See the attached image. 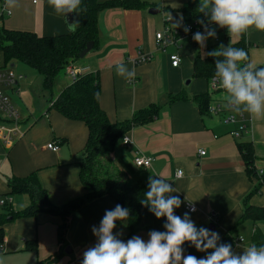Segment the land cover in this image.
Wrapping results in <instances>:
<instances>
[{
  "label": "crops",
  "instance_id": "obj_1",
  "mask_svg": "<svg viewBox=\"0 0 264 264\" xmlns=\"http://www.w3.org/2000/svg\"><path fill=\"white\" fill-rule=\"evenodd\" d=\"M145 8L138 10L115 9L99 13L97 18L98 43L81 62L73 67L85 74H97L100 85L99 105L110 122H124L133 112L150 104L160 106L158 116L148 125L133 127L124 137L130 145L119 143L114 151L98 159L99 164H110L127 179V184H143L148 187V177L159 175L169 181L183 202L191 203L196 211L189 214L196 227L208 228L216 224L214 231L221 237L232 228L242 214V200L253 185L245 176L242 162L237 152L238 142H251L254 153V166L259 168L264 162V119H254L243 114L245 122L237 118L235 124H225L227 114L238 117L240 114L224 112L220 115L201 116L194 97L209 93L211 103L223 108V89L212 91L210 79L194 78L192 62L196 55L211 57L212 46L218 41L224 46L230 44V36L215 26L216 37L209 38L205 46L188 40L179 42L180 63L170 66L167 53L156 49L155 33L162 30L163 19L171 13L174 19L191 0H139ZM20 7L9 15L5 1H0V28L27 31L37 36H54L69 32L63 17L54 14L47 0L35 4L29 0H19ZM4 8V9H3ZM150 9L158 10V17L148 14ZM74 19H79L73 13ZM185 18V15H183ZM240 38V37H239ZM239 38L233 37L232 44ZM249 61L257 67H264V31L250 30L244 35ZM173 49V48H172ZM138 50L149 55V61L134 65ZM174 52V50H169ZM124 63L129 69L135 68L133 83L128 84L116 74V65ZM17 63L5 65L0 60V71L14 75L9 69ZM10 65L13 67L10 68ZM28 77L18 82L16 90H6L11 106L20 116L17 133L11 137L9 148L0 141V198L6 197L9 190L7 181L11 178H24L34 174L39 185L47 192L50 203L55 207L77 200L84 194L79 180V154L87 139V129L81 122L62 117L45 101L34 93L32 80L36 76L25 68H16ZM63 73V72H62ZM56 82L55 97L70 84V79ZM62 78V77H61ZM59 81V80H58ZM181 93L185 100L168 104V97ZM49 102V100H48ZM0 130L12 131L16 126L6 123L0 117ZM8 123V122H7ZM244 125V128H241ZM235 132L236 135H231ZM57 142V152H50L46 145ZM199 151L204 155L200 156ZM136 154L151 159L149 168L139 169L133 164ZM178 169L182 178H175ZM11 209L14 212L27 207L25 195L12 197ZM181 204V205H182ZM253 207L264 208V190L250 198ZM117 204L106 196L96 198L68 216L66 247L70 254L62 255L52 264H81L83 253L97 243L92 227H99L105 211L114 209ZM3 211L0 210V214ZM185 211L180 208L179 215ZM214 219L212 222L211 219ZM58 217L41 213L36 219H22L3 226L0 242V264H36L38 260L50 258L59 247L56 243ZM264 236V221L255 226L250 221L241 223L235 233L233 251L243 253L251 245L254 229ZM114 233H123L125 242L131 238L126 221H117ZM147 240L148 232L135 234ZM134 236V235H133ZM243 241L240 243L238 239ZM34 239L36 251H24V242ZM65 247V248H66ZM184 255L185 252H184Z\"/></svg>",
  "mask_w": 264,
  "mask_h": 264
},
{
  "label": "trees",
  "instance_id": "obj_2",
  "mask_svg": "<svg viewBox=\"0 0 264 264\" xmlns=\"http://www.w3.org/2000/svg\"><path fill=\"white\" fill-rule=\"evenodd\" d=\"M199 3L200 0H191L180 10L185 15L183 22L197 24V19L201 18L205 20V23L209 22L203 14L198 13ZM145 4L139 0H82L81 7L86 10L79 15V27L75 32L61 35L37 36L32 32L0 28V60L5 65L21 63L33 69L41 76L43 90L51 96L55 77L60 72L65 74L66 67L73 66L79 60V53L88 42H92V49L96 48L99 13L115 9L138 10L145 8ZM232 46L243 48L246 51L247 43L244 36L240 37ZM215 59L217 58L196 55L192 62V76L205 80L213 78ZM97 92L100 93L98 75L83 74L65 87L59 95L49 99L50 109L67 120L83 123L87 129V139L79 154V180L84 190L81 198L55 207L50 203L47 192L39 185L34 174L24 178L14 177L7 181L9 192L6 197L25 195L29 204L17 212H14L11 206L0 207L3 211L0 214V242L4 234L3 226L8 223L22 219H36L41 213L60 219L56 228V243L59 249L50 258L38 260L36 264H52L59 259L66 247L68 216L102 196H106L116 204L130 210L129 218L125 220L129 236L142 231L148 233L151 230L165 231L163 224L166 222V218L157 219L147 207L140 203L148 187L138 183L129 185L126 177L119 170L110 164L102 165L98 162L100 157L111 154L133 127L145 126L153 122L158 116L160 106L150 104L146 108L133 112L127 121L110 122L101 109L99 100L95 98ZM185 99L181 93L171 95L168 97V104ZM193 99L200 115H208V107L211 105L210 94H200ZM236 148L245 176L253 187L242 200V214L238 222L220 237V243H229L232 248L234 247L236 229L241 223L250 221L255 226L257 222L264 221V208L253 207L249 204L251 197L259 195L264 190V172L260 175L256 172L251 142H238ZM180 208L182 207L180 206ZM180 208L175 209L176 215H179ZM210 226L215 229L216 224ZM250 240L251 244H264V236L257 228L254 229ZM183 247L186 255H195L197 258L206 256V253L197 251L188 243H185ZM36 248L37 244L34 239L24 242V251L35 252Z\"/></svg>",
  "mask_w": 264,
  "mask_h": 264
},
{
  "label": "clouds",
  "instance_id": "obj_3",
  "mask_svg": "<svg viewBox=\"0 0 264 264\" xmlns=\"http://www.w3.org/2000/svg\"><path fill=\"white\" fill-rule=\"evenodd\" d=\"M48 5L58 17H63L69 32H75L80 22L74 19L68 22V14L80 15L83 9L82 0H47ZM5 9L11 15L20 7L19 0H5ZM198 13L203 14L211 24L227 29L230 44L220 45L216 50L207 53L215 59L213 82L224 90V108L230 112L243 115L247 113L254 119H264V67H257L249 61L248 53L243 48L232 46V38L242 37L250 30L264 31V0H200ZM168 20L176 28L183 27L185 32L190 28L184 25L183 15L174 19L168 13ZM204 28L197 31L193 40L205 46L206 41L216 37L215 29H210L204 19L196 21ZM116 74L126 82L135 76V68L129 69L124 63L116 66ZM99 100L100 93H95ZM177 178L183 172L177 170ZM148 177V188L140 203L147 207L157 219L166 218L163 224L165 231L151 230L148 239L132 236L126 242L120 238L123 233H114L117 221L129 218L130 210L117 204L114 209L106 210L99 227H92L97 243L83 253L81 264H264V244L252 243L244 248L243 253L233 251L229 243H220L219 233L208 228L196 227L189 213L183 217L175 214L182 200L169 181L159 175ZM190 211H196L190 207ZM188 243L206 256L184 255V245ZM211 250V251H209Z\"/></svg>",
  "mask_w": 264,
  "mask_h": 264
},
{
  "label": "built area",
  "instance_id": "obj_4",
  "mask_svg": "<svg viewBox=\"0 0 264 264\" xmlns=\"http://www.w3.org/2000/svg\"><path fill=\"white\" fill-rule=\"evenodd\" d=\"M4 1L5 0H1V3H4ZM29 1L35 4L38 0H29ZM167 17L168 16L164 17L163 19L162 30L155 33L154 43L158 51L167 53L170 66L175 68L180 63V57L178 54V51L180 49L179 42L181 40H188L191 43H196V41L193 40V35L197 31H200L203 33L204 28L198 23L195 24L193 22H184V25L190 28L189 32H185L183 27L175 29L172 26L171 22H169ZM205 24H207L209 28L215 26L222 32L227 30V29L219 28L217 25L211 24L209 22ZM169 50H174V52H170ZM149 59H150L149 55L138 50L137 56L132 61V63L134 65H139V64L149 61ZM83 74H85L83 73V70L76 69L73 66H67L65 69V75L70 79V83H73L79 75H83ZM21 80H22L21 76H14L10 73L0 71V117H2V119L5 122L12 123L16 126L15 130H12V131L0 130V141L3 144V146L6 148H9L11 144V137L14 136L18 131L17 125L20 122V116L17 113V111L11 106L7 96L5 95V92L6 90H13V91L16 90L18 87V82ZM127 83L131 84L133 83V80ZM210 89L213 92L221 89L218 84L213 82V78L210 79ZM225 111L230 112L226 110L225 108H223L218 103L211 104L208 107L209 114L220 115V114H223ZM237 118L239 119L240 122H245V119L242 115L235 117L232 114L225 115L223 118V121L225 124H235L238 121ZM243 126L244 125H242L241 128H244ZM231 135H236V133L233 132L231 133ZM121 143L123 144V146H127V145H130V140L127 137H123ZM46 149L53 153L57 152L59 149L58 143L51 142L46 145ZM199 155L203 156L204 152L199 151ZM150 163H151L150 158H146L139 154H136L133 158L134 166L139 169L149 168ZM256 172L258 175L264 172V162H261L260 167L256 168ZM176 173H175V178H177ZM11 202H12L11 198H8V197L0 198V207L11 206ZM181 207L185 212H188L189 214L193 213L192 211H190V207H194L191 203L183 202ZM211 221L213 222L214 219L212 218ZM242 241L243 240L241 238L238 239V242L241 243Z\"/></svg>",
  "mask_w": 264,
  "mask_h": 264
},
{
  "label": "rangeland",
  "instance_id": "obj_5",
  "mask_svg": "<svg viewBox=\"0 0 264 264\" xmlns=\"http://www.w3.org/2000/svg\"><path fill=\"white\" fill-rule=\"evenodd\" d=\"M154 16H156V17H158V14L157 15H154ZM218 44L217 45H215V46H212L211 48H213L214 50H216L220 45H223V43H221L220 41H218L217 42ZM81 60L82 59H79V60H77V62L79 63V62H81ZM76 62V63H77ZM16 68H21V69H24L25 70V68L27 69V70H30L31 72H33L34 74H35V76H36V79H34V80H32V82H33V87H34V90H33V92L34 93H37L44 101H45V103H46V107H48L49 106V102H48V100L51 98V97H55V80H54V87H53V90H52V92H51V96H50V94L48 93V92H46V91H44L43 90V88H42V85H41V82H42V79H41V76L40 75H38L33 69H31V68H29L28 66H26V65H24V64H21V63H17L16 64ZM16 68H14V69H9V71H11L13 74H14V76H21L22 77V81H24L27 77H28V73H26V72H23V74L22 73H19L18 72V70L16 69ZM23 76H24V78H23ZM62 77V78H61ZM65 79V76L63 75V73L62 72H60L57 76H56V82H60V81H62V80H64ZM59 80V81H58ZM21 81V82H22ZM61 85H63V83L62 82H60V86ZM234 114V113H233ZM1 123V122H0ZM2 124H8L9 126H10V124L9 123H2ZM18 196V195H17ZM13 197V196H12ZM12 197H9V198H12ZM26 197V196H25ZM26 199H27V197H26ZM28 200V199H27ZM0 210H2L1 208H0Z\"/></svg>",
  "mask_w": 264,
  "mask_h": 264
},
{
  "label": "water",
  "instance_id": "obj_6",
  "mask_svg": "<svg viewBox=\"0 0 264 264\" xmlns=\"http://www.w3.org/2000/svg\"><path fill=\"white\" fill-rule=\"evenodd\" d=\"M148 14L154 16V15L159 14V11H158V10H154V9H150V10L148 11ZM67 20H68L69 23H71V22L74 20V15H73V13L68 14V16H67ZM65 24H66V23H65ZM66 26H67V25H66ZM92 48H93V44H92V42H88V43L85 45L84 49L79 53L78 58H79V59H83V58L85 57V55H86L87 53H89V52L92 50ZM12 67H13V66L10 65V68H12ZM208 229H209L210 231H214L213 227H211V226H209ZM64 253H65V254H70V250H69V248L66 247L65 250H64Z\"/></svg>",
  "mask_w": 264,
  "mask_h": 264
}]
</instances>
